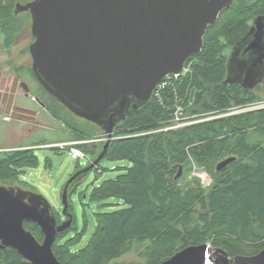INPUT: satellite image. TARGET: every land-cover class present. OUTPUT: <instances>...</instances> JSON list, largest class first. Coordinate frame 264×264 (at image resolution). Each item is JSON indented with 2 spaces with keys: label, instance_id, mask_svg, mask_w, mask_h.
Segmentation results:
<instances>
[{
  "label": "trees",
  "instance_id": "1",
  "mask_svg": "<svg viewBox=\"0 0 264 264\" xmlns=\"http://www.w3.org/2000/svg\"><path fill=\"white\" fill-rule=\"evenodd\" d=\"M30 1L0 0V47H10L24 24L15 14L16 3ZM258 16H264V0H234L208 26L201 52L185 64L188 70L165 77L145 105L130 109L116 123L106 158L127 160L131 166L119 168L122 172L116 178L104 180L90 192L81 187L88 174L73 182L68 212L74 221L57 233L53 245L62 264H160L188 246L206 243L223 248L231 257L264 249V109L169 128L176 107L198 120L225 114L264 93V83L247 89L226 82L230 56L245 42ZM15 70L19 73L21 68ZM28 72L36 79L31 67ZM41 99L57 115L58 107ZM67 126L74 129L75 140L90 139L74 123L67 121ZM104 144L84 142L79 148L92 161ZM228 158L234 160L216 170V164ZM38 164L34 149L0 150V184L28 185L20 177ZM194 164L207 168L211 183L205 185L197 176L190 179ZM47 165L52 166L49 159ZM180 167L184 174L178 179ZM94 169L97 177L106 170L100 164ZM75 195L83 206L82 217L76 212ZM110 198L120 199L124 206L90 216L86 206ZM52 209L59 224L67 219ZM25 227L40 242L44 240L37 223L26 221ZM130 253L135 258L126 259ZM0 264L31 263L14 248L0 246Z\"/></svg>",
  "mask_w": 264,
  "mask_h": 264
},
{
  "label": "water",
  "instance_id": "2",
  "mask_svg": "<svg viewBox=\"0 0 264 264\" xmlns=\"http://www.w3.org/2000/svg\"><path fill=\"white\" fill-rule=\"evenodd\" d=\"M234 0H34L17 3L29 12L35 41L33 72L43 87L77 116L102 126L108 139L90 165L66 183L62 199L67 219L57 223L51 204L39 194L0 185V246L14 248L31 264H62L53 251L57 233L73 221L69 191L74 181L106 158L114 129L130 109L153 96L170 74L180 75L201 52L208 26ZM226 82L255 88L264 77V16L254 20L245 42L229 59ZM25 91L30 88L23 83ZM45 106V104L40 101ZM234 158L218 163L220 171ZM182 174L180 168L178 178ZM27 196V197H26ZM45 200L47 203L42 201ZM43 197V198H42ZM39 225L40 242L25 227ZM160 264H264V249L231 257L211 244L188 246Z\"/></svg>",
  "mask_w": 264,
  "mask_h": 264
},
{
  "label": "rangeland",
  "instance_id": "3",
  "mask_svg": "<svg viewBox=\"0 0 264 264\" xmlns=\"http://www.w3.org/2000/svg\"><path fill=\"white\" fill-rule=\"evenodd\" d=\"M16 5L14 10H16ZM28 13L20 12L17 14L15 12L19 18L24 20V24L10 47L6 49L0 47V150H12L22 146L33 147L35 154L38 156L39 164L36 167L26 168L21 175L20 180L28 185L24 186L15 182L3 184V186L41 194L56 211L66 217L63 212V189L72 174L91 163L90 154L74 159L69 148L54 149L60 143L75 141L74 129L67 126V121L74 123L79 131L88 134L90 139L76 140L81 144L94 142L99 146L101 143L106 142L108 137L102 126L77 116L60 101L57 103L54 99L45 95L40 83L30 76L28 70L30 67L32 68L33 63L30 45L34 42L35 37L32 33V16ZM17 67L21 68L19 73L15 70ZM22 83L28 85L30 94L25 92ZM43 97L55 107H58V116L37 101V99L41 100ZM260 109H264V93L261 94L258 100L242 106H234L225 114H213L198 120H191V116L185 112L183 107L181 109L176 107L173 117L178 112L182 119L176 120L177 118H174L176 122L173 121L172 126L169 128L178 129L199 121L213 120L222 116ZM47 159L51 161L52 166L47 165ZM100 166L106 170L97 177L96 169H92L81 185L82 188H88V192L104 180L116 178L122 172L119 168L129 167L131 164L127 160L112 161L104 158ZM180 168L182 174L178 179L184 174L183 167ZM193 176L199 177L205 185L211 183V176L205 167L194 164L190 179ZM181 181L185 182L184 180ZM74 199L76 212L79 217H82L83 206L77 195L74 196ZM87 200V197H85L84 201L87 202ZM101 203H106V205ZM101 203L96 202L91 207L86 206L91 217L93 216L92 212L98 210L113 211L124 206L118 198H110ZM94 226V221H92V230ZM89 236L88 234L85 239H88ZM84 244L82 243L81 246ZM125 258L133 259L135 256L130 253Z\"/></svg>",
  "mask_w": 264,
  "mask_h": 264
},
{
  "label": "built area",
  "instance_id": "4",
  "mask_svg": "<svg viewBox=\"0 0 264 264\" xmlns=\"http://www.w3.org/2000/svg\"><path fill=\"white\" fill-rule=\"evenodd\" d=\"M187 70H188V68L185 69V71H187ZM176 76H178V75H176ZM178 108L181 109L182 107H178ZM174 118L175 119L177 118V120L182 119L178 112H176L175 117H173V121L176 122ZM79 144H81V143L78 141L63 142V143L58 144V147L63 148V149L69 148L71 151L72 157L74 159H79L80 157L85 156L84 152L78 147Z\"/></svg>",
  "mask_w": 264,
  "mask_h": 264
},
{
  "label": "bare ground",
  "instance_id": "5",
  "mask_svg": "<svg viewBox=\"0 0 264 264\" xmlns=\"http://www.w3.org/2000/svg\"><path fill=\"white\" fill-rule=\"evenodd\" d=\"M34 41H35V40H34ZM186 68H187V67H186V65H185V68H184L183 72H185V69H186ZM32 70H33V63H32ZM183 72H182V73H183ZM182 73H181V74H182ZM33 74H34V72H33ZM170 75H171V74H170ZM174 75H175V74H174ZM34 76H35V75H34ZM35 78H36V76H35ZM36 79H37V78H36ZM37 81H38V79H37ZM38 82H39V81H38ZM162 82H163V81H162ZM39 83H40V82H39ZM160 84H161V83H160ZM160 84H159V85H160ZM26 85H27V84H26ZM40 85L43 86L41 83H40ZM23 88H24V87H23ZM43 88H44V87H43ZM44 89H45V88H44ZM24 90H25V89H24ZM45 90H46V89H45ZM46 91H47V90H46ZM25 92H26V91H25ZM47 92H48V91H47ZM26 93H27V92H26ZM154 93H155V92H154ZM27 94H28V93H27ZM37 101H39V103H40V101H42V100L37 99ZM42 102H43V101H42ZM43 103H44V102H43ZM40 104H41V103H40ZM44 104H45V103H44ZM41 105H42V104H41ZM42 106H43V105H42ZM43 107H47L46 104H45V106H43ZM182 111H183V110H182ZM176 120H177V119H176ZM176 124H177V123H176ZM173 127H174V126H173ZM75 141H76V140H75ZM54 146H55V145H54ZM56 147H58V146H56ZM78 147H79V146H78ZM27 148L34 149L33 147H27ZM58 148H60V147H58ZM84 154H85V153H84ZM85 155H86V154H85Z\"/></svg>",
  "mask_w": 264,
  "mask_h": 264
},
{
  "label": "flooded vegetation",
  "instance_id": "6",
  "mask_svg": "<svg viewBox=\"0 0 264 264\" xmlns=\"http://www.w3.org/2000/svg\"><path fill=\"white\" fill-rule=\"evenodd\" d=\"M227 83H237V82H227ZM262 83H264V77L262 78V81L259 83V84H262ZM23 84V83H22ZM237 84H239V83H237ZM240 85V84H239ZM243 87V86H242ZM245 88V87H244ZM247 89H250V88H247ZM42 100V99H41ZM43 101V100H42ZM44 102V101H43ZM45 103V102H44ZM46 104V103H45ZM47 106V105H46ZM23 147H25V146H22V147H19V148H23ZM16 149H18V148H16ZM3 151L4 150H6V149H2ZM0 243H1V241H0ZM2 248H6V247H2Z\"/></svg>",
  "mask_w": 264,
  "mask_h": 264
}]
</instances>
